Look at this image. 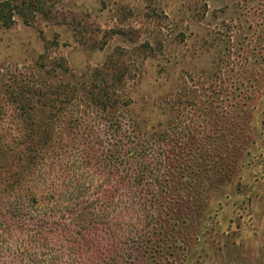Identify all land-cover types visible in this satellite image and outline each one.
<instances>
[{"label":"rangeland","instance_id":"374dc122","mask_svg":"<svg viewBox=\"0 0 264 264\" xmlns=\"http://www.w3.org/2000/svg\"><path fill=\"white\" fill-rule=\"evenodd\" d=\"M106 65L121 81L102 110L88 99ZM27 96L35 116L60 111L53 153L66 143L65 172L48 164L40 181L65 175L96 213L81 239L73 213L59 219L83 249L65 243V264H264V0H0L6 164L21 162ZM135 125L149 144L143 184L125 153ZM3 157L0 180L16 170Z\"/></svg>","mask_w":264,"mask_h":264},{"label":"trees","instance_id":"16d2710c","mask_svg":"<svg viewBox=\"0 0 264 264\" xmlns=\"http://www.w3.org/2000/svg\"><path fill=\"white\" fill-rule=\"evenodd\" d=\"M106 66L107 68L95 71L102 75L97 80L93 79L94 86L89 89L91 100L88 99L89 105H98L102 110L114 106L116 97L112 99L114 92L112 90L116 91L115 82L121 81L119 80L121 77L112 71L108 76L106 72L111 68H108L109 65ZM112 80L116 81L107 83ZM74 101V96L65 92V114L68 106H74ZM33 103V98L27 96L23 98L21 104L22 113L28 116L31 128L28 131V138L19 143V146H22L18 156L21 161L19 165H15V162L6 164L13 156L8 157L9 151L6 149L0 150V158L4 156L6 173L14 165L16 168L10 171L5 180H0V254H10L14 264H65V243H68L67 250L71 253L80 254L83 249L77 238H73L70 232L60 227L59 219H63L67 213H73L74 229L77 230H73L72 233L81 239L79 236L82 228L84 229L85 223L94 222L96 213L94 205L89 208L80 207V201L84 199L87 190L82 189L81 186L66 185L64 174V178L60 174L52 176L55 184H58L56 188H49L43 184L46 182L44 171L49 169L48 164L55 167L58 173L62 170L65 172L66 143L65 140L58 142L57 150L53 153L56 144L52 138L53 122L56 115H60V111L53 109L35 116ZM35 117L38 120L37 124ZM134 128L140 135L135 136V144L125 153L141 159L133 173V182L139 181L143 184L148 176V168L151 167L150 163L146 164L145 161L149 144L145 132H141L138 125ZM238 149L236 146L232 147L231 153H237ZM43 151L49 153L44 154ZM41 179L43 182L40 181ZM77 181H80V178ZM76 210L77 212H74ZM15 221L17 224H13ZM56 229H60L59 236L55 232ZM59 238L61 244L56 243L59 242Z\"/></svg>","mask_w":264,"mask_h":264}]
</instances>
